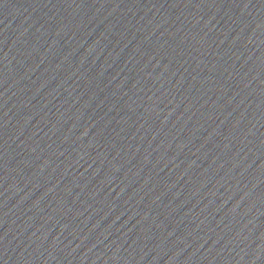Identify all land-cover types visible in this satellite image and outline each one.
Listing matches in <instances>:
<instances>
[{"label": "water", "instance_id": "95a60500", "mask_svg": "<svg viewBox=\"0 0 264 264\" xmlns=\"http://www.w3.org/2000/svg\"><path fill=\"white\" fill-rule=\"evenodd\" d=\"M195 264H264V0H88Z\"/></svg>", "mask_w": 264, "mask_h": 264}]
</instances>
